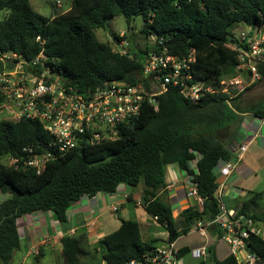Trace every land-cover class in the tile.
Listing matches in <instances>:
<instances>
[{
  "label": "trees",
  "instance_id": "obj_1",
  "mask_svg": "<svg viewBox=\"0 0 264 264\" xmlns=\"http://www.w3.org/2000/svg\"><path fill=\"white\" fill-rule=\"evenodd\" d=\"M2 11L7 16L0 21V53L13 52L31 60L43 52L56 72L82 90H96L107 82H141L148 87V79L141 75L152 32L172 43L168 49L175 56L194 51V78L213 89L222 88L223 79L236 75L238 49L248 46L231 28L245 25L252 29L248 35L252 38L264 27V0H72L68 11L52 17L36 12L29 0H0ZM119 16L126 19L129 29L135 18L144 19L140 33L147 43L142 50L127 47L129 53L121 55L113 52L111 44L98 40L97 30ZM38 36L43 44L36 40ZM113 37L117 42L125 39ZM258 73L264 79V62ZM242 93L232 97L220 92L192 102L179 88L169 86L167 92L154 97L157 106L145 97L140 114L122 126L117 139L84 143L58 155L40 174L24 165L29 155L23 149L31 147L35 153L49 149L50 137L43 125L36 120H0V194L7 196L0 203L1 264H13L21 249L19 219L51 212L60 224L67 225L68 210L81 198L111 195L121 185L144 187L143 208L168 232V242L186 236L195 223L213 222L221 213L215 169L236 158L230 145L244 115L264 120V99L245 109L240 105ZM10 156L22 159L17 167L4 163ZM172 163L179 165L203 201L179 214L185 222L181 228L163 197L165 169ZM262 196L254 194L253 198ZM253 198L242 205L238 216L256 219L249 215L256 204ZM249 233L248 250L264 263V240ZM221 235L218 228V238ZM154 242L143 241L137 221L122 220L116 231L90 250L85 248L89 246L86 233L65 235L60 246L64 264H127ZM197 247H180V254L184 257ZM208 249L209 258L196 264H238L230 254L220 259L212 242Z\"/></svg>",
  "mask_w": 264,
  "mask_h": 264
},
{
  "label": "built area",
  "instance_id": "obj_2",
  "mask_svg": "<svg viewBox=\"0 0 264 264\" xmlns=\"http://www.w3.org/2000/svg\"><path fill=\"white\" fill-rule=\"evenodd\" d=\"M57 4H60L59 1ZM248 35L241 33L239 40L248 46L247 49H238L236 75L229 79L237 87L239 94L250 86L243 76L260 79L258 68L264 62V48L259 41V31L252 38ZM36 40L44 43L40 36ZM112 40L115 43L111 45L113 52L121 55L129 53L126 49L128 44L124 40L117 42L114 37ZM147 41L149 51L143 55L141 77L148 79V87L141 82H107L96 90H82L56 72L43 52L31 60L13 52L0 53V61L4 65L0 73V120H36L43 125L50 137L49 149L45 152L35 153L31 147L23 149L29 155L24 161L25 166L40 174L58 155L79 148L84 143L117 139L122 126L129 124L140 114L145 97L148 96L150 102L155 104L154 97L167 92L169 86L179 88L181 94L192 102L224 92L223 88L213 89L194 78L191 72V64L195 62L194 51L187 56H175L170 53L167 40L153 32ZM10 64H14V67L8 69L6 66ZM246 150L247 145L241 146L236 158L224 163L219 170L222 180L218 181L216 195L221 200V213L207 225L218 226L222 233L221 241L228 246L229 254L236 258L238 264H264L247 247L252 222L244 216L231 215L222 202L225 179L235 170ZM20 161L22 159L10 156L4 163L17 167ZM190 195L202 201L193 185ZM117 210V207L113 208L114 212ZM196 232L206 239V243L192 249L190 257L194 260H207L210 254L206 225L199 223ZM177 240L153 246L140 258L132 259L127 264H182L183 257Z\"/></svg>",
  "mask_w": 264,
  "mask_h": 264
},
{
  "label": "crops",
  "instance_id": "obj_3",
  "mask_svg": "<svg viewBox=\"0 0 264 264\" xmlns=\"http://www.w3.org/2000/svg\"><path fill=\"white\" fill-rule=\"evenodd\" d=\"M245 120L247 122H244ZM244 121L238 135L231 143L230 149L235 156H237L241 146L247 145V150L235 170L225 179L222 202L231 215L238 216V211L245 202L251 200L254 194L263 193L262 197L253 198L256 204L250 210L249 215L256 219L250 220L252 225L249 229L264 240V226L259 225L264 222V120L247 114L244 115ZM223 165L224 163H221L215 169L218 176L217 181L222 180L219 170ZM165 179L167 186L163 197L171 206L173 214L176 212L179 217V214L190 206L202 205L203 202L198 197L190 195L191 183L189 178L181 171L177 163L166 166ZM143 190L142 185L138 187L121 185L117 192L111 195L99 193L92 197L85 196L68 210L67 225L60 224L51 212L35 213L19 219L18 229L21 243L24 241L27 244L26 253L23 255L24 259L43 248L47 240L49 244L58 242L60 246V240L65 235L78 236L86 233L89 245L94 246L106 235L116 231L121 225V221L114 224L112 220L106 219L107 211L118 213L122 206L128 204L143 207ZM114 207L118 208L116 212L113 211ZM174 219L176 220V217ZM199 223L201 222L195 223L194 226ZM139 225L142 239L147 242L148 237L146 239L144 237V234H147V229L144 226L142 227L141 224ZM143 228L146 231L142 232ZM192 229L188 234L192 233ZM107 230H111V232ZM206 231L210 238H208L209 245L210 242L215 245L216 241L213 238L218 239V226L216 224L206 225ZM182 237L177 240L179 247L191 246V244L193 246V244H201L203 241L206 243L205 238L197 236V240L194 241L193 239L192 243L179 245V240ZM156 242L153 243V246L158 245ZM167 242L168 240L162 244ZM194 247L197 246L194 245ZM225 247L228 255L229 248L227 245Z\"/></svg>",
  "mask_w": 264,
  "mask_h": 264
},
{
  "label": "rangeland",
  "instance_id": "obj_4",
  "mask_svg": "<svg viewBox=\"0 0 264 264\" xmlns=\"http://www.w3.org/2000/svg\"><path fill=\"white\" fill-rule=\"evenodd\" d=\"M59 1L60 4H57ZM31 7L38 12L39 14L45 17H52L62 13H65L71 8L72 0H29ZM7 16V12H0V21H2ZM144 26V19L139 16L134 19L131 24V29L126 22V19L123 16L115 17L114 19L108 21L103 29H99L96 32L97 38L99 41L103 43H109L112 46L115 45L112 38L114 35L121 36L123 35L128 45L127 47L132 48L134 51L142 50L147 41H145L143 34L140 33ZM232 33L235 35L237 39L240 38L241 33L251 34V28L246 27L245 25L233 26L231 28ZM259 41L261 44H264V27L259 31ZM231 48H235L234 44L230 45ZM246 80V83H250V86L247 87L243 91V96L241 97L240 105L242 108H247L255 103L260 102L264 99V79H253L252 76H243ZM223 91L228 92L232 97H236L239 95L238 89L235 85L231 84L228 78L223 79L222 85ZM247 118V117H246ZM244 121V117H243ZM244 122H247L246 120ZM8 165V164H7ZM128 187V186H127ZM7 196L0 194V203H2ZM166 202V201H165ZM168 203V202H166ZM174 212V217H176V225L178 228L184 227L185 222L181 220L180 217L176 215ZM106 219L112 220L114 224L116 222H120L122 220H135L139 222V224L144 226L147 229V234L144 237H148L146 241H157L158 245L164 243V241L168 240V232L160 226L156 221L153 220L150 216L147 215L143 207L135 206L134 204H128L122 206L118 213H109L107 211ZM260 226H264V222L259 224ZM143 228V231H146ZM196 226H193L192 233L183 236L179 240V245H186L192 243V240H197V236L200 237L196 232ZM111 232V230H107ZM209 238V237H208ZM210 239V238H209ZM216 241V253L220 259H224L227 256V250L224 245V242L221 241L220 238L215 239ZM195 245V244H193ZM92 246H85L86 249H91ZM94 247V246H93ZM27 244L24 241L21 243V251L16 252L14 257L13 264H64L61 246L58 245V242L49 244L47 240L45 245L43 246L42 253L38 252V250L26 259L23 255L26 253ZM207 259V258H206ZM200 260H194L190 257V254L184 256L181 260L182 264H196ZM86 263L89 261L86 259ZM1 264V262H0ZM91 264V262H90Z\"/></svg>",
  "mask_w": 264,
  "mask_h": 264
},
{
  "label": "water",
  "instance_id": "obj_5",
  "mask_svg": "<svg viewBox=\"0 0 264 264\" xmlns=\"http://www.w3.org/2000/svg\"><path fill=\"white\" fill-rule=\"evenodd\" d=\"M171 44H172V43L169 42V43H167V46H170ZM6 67H7L8 69H11V68L14 67V64L7 65ZM3 69H4L3 62L0 61V73L3 71ZM157 104H158V102L156 101V102H155V105L157 106Z\"/></svg>",
  "mask_w": 264,
  "mask_h": 264
}]
</instances>
